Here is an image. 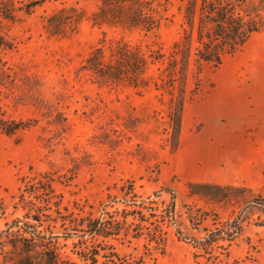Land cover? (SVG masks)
Here are the masks:
<instances>
[{
  "label": "rangeland",
  "instance_id": "rangeland-1",
  "mask_svg": "<svg viewBox=\"0 0 264 264\" xmlns=\"http://www.w3.org/2000/svg\"><path fill=\"white\" fill-rule=\"evenodd\" d=\"M41 1L21 22L0 19V264H42L36 240L54 247L55 264H89L86 248L95 264L108 252L121 264H264L254 203L264 198L263 4L247 8L258 29L239 50L213 65L193 49L184 84L169 86L160 70L187 0H147L156 32L93 23L98 0ZM118 41L148 57L147 87L83 67L92 49ZM181 95L175 144L171 102ZM89 220L120 229H71Z\"/></svg>",
  "mask_w": 264,
  "mask_h": 264
},
{
  "label": "trees",
  "instance_id": "trees-1",
  "mask_svg": "<svg viewBox=\"0 0 264 264\" xmlns=\"http://www.w3.org/2000/svg\"><path fill=\"white\" fill-rule=\"evenodd\" d=\"M259 1L264 7V2ZM41 2V0H33L17 6L15 0H0V19L21 22L23 17L30 15L33 7ZM254 6H257L255 0H187L184 7L186 27L180 39L172 44L169 58L163 62L160 70L166 76L164 83L167 82L169 86L174 85L175 82L180 85L184 84L191 61L190 53L193 49L196 62H207L213 65H218L223 55L239 50L247 41L250 33L258 29L253 18L248 20L244 18L249 15L247 8ZM156 13L151 1L147 0H98L97 8L92 13V21L97 25L106 24L113 27L138 28L145 32H156L160 25V18ZM149 65L148 57L141 50L126 42L118 41L107 49H92L87 55L83 67L105 81L123 83L133 88H145L148 85L145 74ZM181 91L183 92V89ZM172 101L171 136L176 144L180 131L183 96L176 97ZM24 125L22 122H17L5 130V133H13ZM31 186H25L18 194L21 202L24 203L30 195H34L28 189ZM254 203L264 213V198H255ZM30 217L39 221L38 214L26 216L27 219ZM26 223L29 226V222ZM118 224L120 223H114L105 230L98 226V220H89L84 225H74L71 229L83 234L107 237L117 233L120 229ZM233 226L238 227L236 224ZM34 244L43 249L44 261L42 264L56 263L54 259L57 254L54 247L44 248L41 240H36ZM83 244L85 247L91 248L85 242ZM83 253L90 261L89 264H95L94 255L97 252L86 248ZM103 256L106 259L104 264H121L122 262L118 260V254L115 252H108ZM31 257L26 255L23 264H33ZM123 264L128 263L124 261Z\"/></svg>",
  "mask_w": 264,
  "mask_h": 264
}]
</instances>
